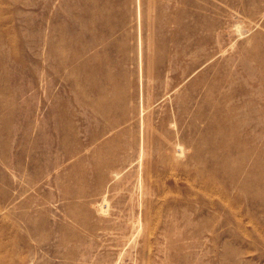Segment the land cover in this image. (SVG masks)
<instances>
[{
    "label": "rangeland",
    "instance_id": "obj_1",
    "mask_svg": "<svg viewBox=\"0 0 264 264\" xmlns=\"http://www.w3.org/2000/svg\"><path fill=\"white\" fill-rule=\"evenodd\" d=\"M175 129L208 190L156 165ZM0 264H264V0H0Z\"/></svg>",
    "mask_w": 264,
    "mask_h": 264
},
{
    "label": "bare ground",
    "instance_id": "obj_2",
    "mask_svg": "<svg viewBox=\"0 0 264 264\" xmlns=\"http://www.w3.org/2000/svg\"><path fill=\"white\" fill-rule=\"evenodd\" d=\"M139 12V11H138ZM238 25V23H237ZM238 29V28H237ZM242 30V29H241ZM241 32V31H240ZM239 32V33H240ZM236 38V37H235ZM87 69V68H86ZM84 69V70H86ZM87 71V70H86ZM90 72L87 71V74L84 78V82L86 83V85L89 83L90 79L92 78V73L91 70L89 69ZM222 85H224V82H221ZM209 98V95H206V99ZM197 102V101H196ZM204 106V107H203ZM150 107V105H147V108H145L143 106L141 115L143 116V118H141V126L142 129L141 131V138H140V148H139V152L137 155V158H134L132 160V162L134 160H137V182H136V188L139 190V197L142 200V202H144L147 199V194L150 195H155L153 192L146 190L145 189V181H146V165L148 164V160H146L150 143H149V134L146 135V132L149 133L151 128H164V118H162V122L159 125H156L155 123H153L152 121V112L150 110H147ZM202 109H195L192 112V107H186L185 108V112H192V117L196 120L201 119L204 120V117H207V111H205L206 108H208L207 104H203L201 105ZM146 111V113H145ZM132 123H130L131 125ZM129 129H126V131ZM175 135L168 134V133H161V135H159L158 137H156L155 142V148L156 150H158L159 152L157 154L159 155H165L166 157H168L167 159L164 160H159L156 159L155 163L156 165H160L164 168L166 167H174L176 165H180L181 163V159L187 157V150L190 148L194 149V152L190 155H188L187 157V162H194L195 164H197L198 168H196L191 176L193 180L192 182L194 183L196 180H198L200 182L201 187L204 190H208L209 184H210V179L208 178V176H204L203 175V170H207L209 172V174H212L213 171H216L217 169H219V166H217L215 168L216 165H212V163H210L209 157L206 154H202L201 150H202V141H196V142H188L187 139L185 138V135H179L178 134V129H175ZM165 134V135H162ZM255 139H256V134H255ZM206 142V141H205ZM253 149L257 152L258 154L256 155L255 159H254V164H257L258 162V156H259V147L255 144L253 146ZM161 150V151H160ZM230 158H226L225 160H222L220 162H218L219 164H224L225 167V171L229 172L230 171ZM124 163V162H123ZM132 164V163H131ZM199 166H201L203 168V170H199ZM185 170H188L187 167L184 168ZM215 169V170H214ZM121 171L122 170H114L113 172H115V177L116 178H120L121 176ZM127 177V176H126ZM123 196L117 199V202L119 200H122ZM252 202L255 205H257V203L259 202V193H254V196L252 197ZM188 200H186L185 202L187 203ZM180 203V200L178 201ZM177 205H173V203H170L167 205V209L166 212H168V214L170 216H176L178 213V209H176ZM94 207V205H93ZM110 207V201L108 200L107 197H104L102 204H100V208L99 210H101L103 213L108 212ZM133 227L135 228L136 232L138 231H142L143 228V224L140 222V220L138 221V223L134 224ZM156 229V228H155ZM154 229V230H155Z\"/></svg>",
    "mask_w": 264,
    "mask_h": 264
}]
</instances>
